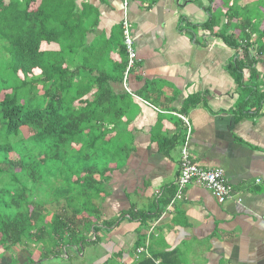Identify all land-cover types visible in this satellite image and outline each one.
Masks as SVG:
<instances>
[{
	"label": "crops",
	"instance_id": "0c3cea01",
	"mask_svg": "<svg viewBox=\"0 0 264 264\" xmlns=\"http://www.w3.org/2000/svg\"><path fill=\"white\" fill-rule=\"evenodd\" d=\"M75 1L99 12L88 57L94 75L112 77L106 98L116 108L103 119L117 123L102 127L125 154L106 183L100 223L92 219V264H264V54L251 49L258 64L237 69L243 50L203 27L208 0H129L127 8L123 0ZM126 20L138 54L128 85ZM179 115L192 127V160L224 170L233 187L227 202L197 184L176 198L188 131ZM42 257L16 247L0 264L56 258Z\"/></svg>",
	"mask_w": 264,
	"mask_h": 264
},
{
	"label": "trees",
	"instance_id": "16d2710c",
	"mask_svg": "<svg viewBox=\"0 0 264 264\" xmlns=\"http://www.w3.org/2000/svg\"><path fill=\"white\" fill-rule=\"evenodd\" d=\"M208 1L203 27L243 50L237 69L254 67L251 49L264 54V0ZM98 24V10L75 0H0V259L16 247L58 256L61 242L85 243L93 217L101 221L106 183L125 154L102 127L117 119H103L116 108L106 98L112 77L94 75L88 57L87 35ZM95 158L106 165L87 166ZM53 204L61 212L47 210Z\"/></svg>",
	"mask_w": 264,
	"mask_h": 264
},
{
	"label": "built area",
	"instance_id": "2783aa9c",
	"mask_svg": "<svg viewBox=\"0 0 264 264\" xmlns=\"http://www.w3.org/2000/svg\"><path fill=\"white\" fill-rule=\"evenodd\" d=\"M125 8L129 6V0H123ZM131 24L128 20L123 23L124 44L128 53L127 68L124 74V81L128 85L129 76L134 69L138 54L134 44V38L131 31ZM185 122L188 131L185 143L182 148V158L180 174L177 179V199H182L187 187L191 184L204 186L217 198L220 203L227 202L233 196V187L227 179L225 172L221 168H205L194 162L190 155L189 143L192 137V127L185 115H179ZM139 252L144 251L139 249Z\"/></svg>",
	"mask_w": 264,
	"mask_h": 264
},
{
	"label": "rangeland",
	"instance_id": "374dc122",
	"mask_svg": "<svg viewBox=\"0 0 264 264\" xmlns=\"http://www.w3.org/2000/svg\"><path fill=\"white\" fill-rule=\"evenodd\" d=\"M253 6H256V3L253 4ZM260 7H261V9H260V11H257V13H259L263 17V22H262V25L260 26L259 32L257 33L258 35H260L261 33H264V4H261ZM257 34H255L256 35L255 39H257V36H258ZM95 163H99V165L101 167L106 165V163H104L103 159L99 160V162H98L95 158V161H93V160L89 161L87 166H93ZM105 190H106V186H105ZM75 203L79 204V202H75ZM91 204L93 205V203H91ZM47 210L59 213V212H61V207L59 205L53 204V205H50L47 208ZM85 214H90V212H86ZM92 221H94V220H92ZM97 223H99V222H97ZM87 230H88V232H90V231L91 232L89 233V235H87V239H86L85 243L81 242L79 245H77L76 244V242H77L76 238H72V240H70L69 242H67L65 244L63 242H61L59 245V248H58V250H60L61 254H59L58 256L51 254V256L56 257V258H53V260L54 259H56V260L55 261L52 260L51 262H48V263L49 264H56V263L57 264H92L94 261V259H92L94 255H90V246L91 245H89V243L92 242L91 240H95V234L93 235L94 231H92V227L88 228ZM73 244L75 245L74 247H73ZM40 248H44V247H40ZM37 251H39V249H37L36 251L34 250V253H37ZM11 252H14V250L12 249ZM84 253H85V255L83 256ZM20 256L22 257V251H21V255L20 254L16 255L17 258H19ZM42 258H44V257H42ZM37 264H47V263L46 262L41 263L39 260V262Z\"/></svg>",
	"mask_w": 264,
	"mask_h": 264
}]
</instances>
